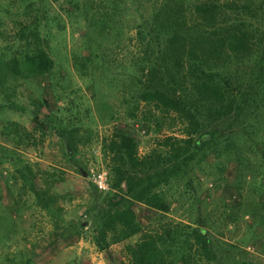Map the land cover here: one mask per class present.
Segmentation results:
<instances>
[{
    "label": "trees",
    "instance_id": "trees-1",
    "mask_svg": "<svg viewBox=\"0 0 264 264\" xmlns=\"http://www.w3.org/2000/svg\"><path fill=\"white\" fill-rule=\"evenodd\" d=\"M105 1L112 2L117 10L124 0ZM218 1L195 0L191 8L187 7L186 0L155 2L151 14L144 16L138 26L136 40L141 49L126 67L113 64L114 60L103 54V50H92L88 57L77 59L76 68L85 76L89 68L100 65L111 86L120 75L117 71L126 70L127 95L123 105L127 106L128 117L137 119L140 104L144 103L159 113L173 114V120L183 126L184 134L181 138L165 137L144 156L139 155V142L131 125L117 127L116 135L103 141L104 156L109 159L110 191L101 192L96 186L94 189L96 202L99 197L103 202L93 227L95 245L100 250L140 231L138 224L131 225L134 205L168 213L171 190L184 181V193H190L196 169L206 166L220 174L226 163L237 161L236 180L240 182L233 186L241 191L245 183L256 181L260 169L264 168V153L258 167L249 155L259 154L258 147L264 145V0L259 5L255 0ZM72 2L76 10H82L79 1ZM101 15L102 24L97 22L93 26L116 28L115 23L106 22L111 18L108 13ZM42 16L41 10H37L31 21H20L18 50L8 61L0 58L3 99L0 117L1 110L17 105L18 81L51 76L55 70L49 41L41 33L45 24ZM98 32L103 35L102 31ZM98 79L96 75L91 81L93 89L100 94L97 109L114 120L113 107L104 101ZM44 120L61 138L68 154L76 155L75 140L81 134L82 120L77 105L50 106ZM156 120L160 129L161 124ZM224 122H228L226 130L222 128ZM4 126V134L12 126L8 136L13 134L14 139L23 133L16 122H6ZM27 180L37 200L42 202L46 197V202H50L47 204L51 205L53 197L38 187L36 179L29 175ZM246 209L243 214L253 220L250 227L259 226L264 231V203L260 211ZM204 221L203 216H198L193 225L175 223L164 238L134 249L133 264H220L222 251L232 246L216 237L212 231L214 225L208 226ZM226 222L235 224L236 219L229 216ZM84 229L79 223L78 239L84 235ZM106 256L112 259L108 253ZM31 261L28 257L20 264ZM229 264L257 263L234 257L229 259Z\"/></svg>",
    "mask_w": 264,
    "mask_h": 264
},
{
    "label": "rangeland",
    "instance_id": "rangeland-1",
    "mask_svg": "<svg viewBox=\"0 0 264 264\" xmlns=\"http://www.w3.org/2000/svg\"><path fill=\"white\" fill-rule=\"evenodd\" d=\"M72 1L0 0V58L8 61L18 50L20 21H31L37 10H41L45 18L41 33L48 39L56 63L51 76L18 81L16 108L1 110L0 264H20L28 257L32 259L30 264H133L134 249L164 238L175 223L193 225L198 216H203L208 226L214 225L212 231L216 237L232 246L230 250L224 248L220 264H229V259L234 257L264 264V231L259 226L251 228L253 220L243 214L246 208L261 210L264 168L260 169L256 181L245 183L241 191H237L233 186L240 182L236 180L237 161L226 163L220 174L206 166L196 169L190 193H184V181L171 190L172 203L168 213L134 205L131 225L138 224L140 231L127 240L111 243L106 250L95 245L93 227L103 202L102 197L96 202L95 185L90 177L93 172L109 173L103 141L115 136L117 127L131 125L139 142V155L144 156L157 148L165 137L181 138L184 134L183 126L173 120V114L159 113L144 103L140 104L137 119L128 117L127 106L123 105L127 92L124 89L126 70L120 68L117 71L120 75L111 86L100 65L89 68L86 76L76 68L77 59L88 57L92 50H103V54L114 60L113 64L126 67L141 49L136 40L138 26L159 0H124L117 10L112 2L105 0H76L83 7L81 11L76 10ZM186 1L187 7L191 8L195 0ZM226 1L231 0L218 2ZM261 1L255 0L257 5ZM107 13L111 18L106 22L115 23V29L93 26L97 22L101 25V14ZM96 75L104 101L113 107L114 120L97 109L100 94L91 84ZM2 101L0 96V103ZM73 103L80 110L82 120L81 134L75 140L78 151L71 156L44 119L50 106L64 108ZM63 115L59 114L60 117ZM156 118L161 124L160 129ZM6 122L18 123L22 135L16 139L13 134L8 136L12 126L4 134ZM222 128L228 129V122L222 123ZM257 151L259 154H249L255 167L263 161L264 145ZM29 175L36 179L41 190L53 197L51 205L47 204L46 197L42 202L37 200L30 190ZM89 209L90 213L87 212ZM229 216L236 219L235 224L227 225ZM79 223L85 228L80 239L76 233Z\"/></svg>",
    "mask_w": 264,
    "mask_h": 264
},
{
    "label": "built area",
    "instance_id": "built-area-1",
    "mask_svg": "<svg viewBox=\"0 0 264 264\" xmlns=\"http://www.w3.org/2000/svg\"><path fill=\"white\" fill-rule=\"evenodd\" d=\"M90 178L99 191L101 192L110 191L109 175L107 171L93 172Z\"/></svg>",
    "mask_w": 264,
    "mask_h": 264
}]
</instances>
